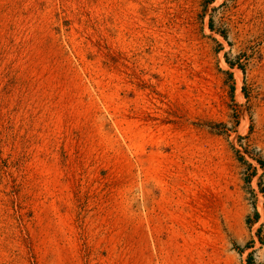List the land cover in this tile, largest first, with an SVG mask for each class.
I'll return each instance as SVG.
<instances>
[{
  "label": "rangeland",
  "instance_id": "obj_1",
  "mask_svg": "<svg viewBox=\"0 0 264 264\" xmlns=\"http://www.w3.org/2000/svg\"><path fill=\"white\" fill-rule=\"evenodd\" d=\"M0 264H264V0H0Z\"/></svg>",
  "mask_w": 264,
  "mask_h": 264
}]
</instances>
